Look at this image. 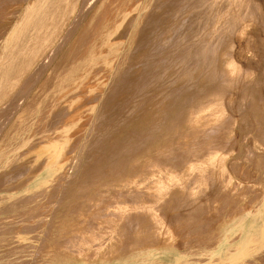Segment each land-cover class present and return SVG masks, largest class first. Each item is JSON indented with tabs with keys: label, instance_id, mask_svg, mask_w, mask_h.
Wrapping results in <instances>:
<instances>
[{
	"label": "rangeland",
	"instance_id": "1",
	"mask_svg": "<svg viewBox=\"0 0 264 264\" xmlns=\"http://www.w3.org/2000/svg\"><path fill=\"white\" fill-rule=\"evenodd\" d=\"M31 1L15 0V8L22 5L11 21L0 16V264H264V224L252 221L264 199V0H184L185 14L210 12L206 43L213 46L232 16L237 28L217 54L218 78L205 95L173 97L162 108L167 120L143 127L131 125L133 100L143 93L147 102L158 99L148 77L130 110L105 112L156 0H74L54 42L38 58L20 57L17 46L9 49ZM129 3L125 16L110 12ZM133 13L116 39L121 18ZM143 28L152 31L155 23ZM153 36L144 42L148 58L143 50L132 62L156 76L172 55L188 63L202 40L157 43ZM204 57L213 62L215 54ZM221 81L227 95L207 100ZM60 105L70 117L57 116ZM48 168L54 171L46 177ZM250 226L252 236L242 242Z\"/></svg>",
	"mask_w": 264,
	"mask_h": 264
},
{
	"label": "bare ground",
	"instance_id": "2",
	"mask_svg": "<svg viewBox=\"0 0 264 264\" xmlns=\"http://www.w3.org/2000/svg\"><path fill=\"white\" fill-rule=\"evenodd\" d=\"M162 1H166V4L163 6H162ZM183 1L184 0H156L155 5L149 10V12L141 20L142 22L144 19H147L143 23L140 22V26L137 32V38L134 42L133 53L127 61L124 60L122 68L119 70L120 75L118 77L117 86H115L116 90L119 91V94L114 95L110 99V101L107 102L108 110L105 112L106 117H110L116 114H122V111L130 110L132 108V102L130 98L134 99L132 94L138 93L139 85L142 84L143 82L142 79L145 77L150 78V80L152 81V85L150 88L155 91L158 99L147 102V98L143 93L137 100H133L135 101L134 103L138 108V111L134 114L136 117V122L135 124H131V125L138 127H143L145 124H148L151 121L164 123L167 120L166 116L168 115V113L163 112L162 108L168 105L173 97L179 99L184 92L194 96L195 99H197V95H205L204 93L207 91L208 87L216 82L218 78L216 77L217 73L216 72L213 73L214 71H212V68L213 66L216 67L218 65V61L220 60V59L217 60V54L219 50L224 44L226 45L228 44V42L230 41L229 37L234 33L233 32L235 30L234 28H237L235 27L236 26L235 17L232 16V18H230L231 16H229L228 18H230L231 21L229 20L228 23L225 21L226 23L223 22L224 23L223 26L220 25V28L221 27L223 28L218 32L217 35H215L216 37L213 38L214 40L212 41L213 42V46H212L210 45L211 40L209 41L210 42L209 44L205 42V38L207 36H210L211 34L209 32L211 29L207 30L208 25L213 20V18L209 14L210 12L209 13L207 12L208 15L206 17H204V15L201 14L203 17H200L201 16L200 15L197 18H196L197 15H195L194 12L188 13V11H190L189 9L187 11V14H185L186 10L183 4L185 3V5L186 4L188 5L190 2L188 3ZM134 3H138V0L134 1ZM74 4H75L74 0H32L30 4L26 7L20 20L18 21L17 31L15 34L16 41L15 44L11 46L9 50L17 46L16 49L20 52V57H24L26 55H29L30 53L32 54L34 53L33 55L39 57L40 54L54 42V39L58 35L57 33L61 30L62 25H64L70 18V15L74 9ZM132 4L133 3L125 4L123 7L121 6L112 7L110 12H113L114 16L115 15L125 16L126 11L128 10V8L131 9L130 6ZM180 4L181 7L179 6ZM218 4L220 3H217V5ZM221 4L219 6L220 8H221ZM15 5H16L15 0H0V16L3 18V21H8V20L11 21L13 18L16 17L18 10L22 4H17L18 8H15ZM218 8L213 7L214 11L218 10ZM204 10L205 9H203V11ZM133 17H134V13L129 14L127 18H121L120 29L116 34V39H121L124 37ZM219 17H222L221 14L219 15ZM224 17L227 16L225 15ZM224 20L225 18L223 19V21ZM147 22H154L155 29L149 31L146 28H143V24ZM163 22H167V25L165 26V28L161 29ZM216 22L219 21L216 20ZM198 25H200V30L196 32L195 26ZM212 25H214L213 22ZM212 25H209V27H211ZM31 31L33 32L31 33ZM213 32L215 34L216 31ZM95 33L103 35L99 30V27H96ZM151 34L154 35L152 39H154V42L157 43H165L171 40H173L174 43H182L183 41L188 40L189 36L193 37L194 35L197 37H201L202 40L199 44L193 45V48L191 49L192 51H194V54L192 53H191L192 55L190 54L191 55L190 58L192 59L193 63H189L191 59H189L188 63L187 61H184L183 59L184 55L182 54H178L176 56L172 55L169 59H165L170 63L168 65L161 66L162 68L159 71V75L156 76L157 73L155 74H153L152 72L147 73L146 70H143V65L141 64V61L137 63L132 62L133 60L140 59L139 57L142 56L144 53L143 50L144 51L147 50V53H145V58L146 59L148 58L149 49L147 47L149 43H144V42L148 40ZM29 35L31 36L29 37ZM162 35H164L165 38L160 41H157L156 36H162ZM189 43H187L186 45H188ZM18 46L19 47L24 46V48L20 47L21 48L20 49ZM161 47L162 46H160L157 50L159 51ZM187 49L188 48H186L185 51ZM36 50L39 51L35 54ZM18 51L16 52L17 54L14 56H18ZM187 51L188 53H190L189 50ZM9 52L11 51H8V53ZM206 53L215 54L213 62L208 61L210 59L209 57H204ZM171 54H172L171 51H168L166 53V56L168 57ZM9 55L12 56L11 53H9L8 56ZM3 59H5V56ZM135 64H138L139 68L133 71L132 68L135 66ZM190 65L192 66L189 67ZM189 68L193 70L191 73L192 75L189 74L190 72H187V69ZM99 69H101V67L97 68V70ZM175 75L186 77V79H189V82L187 80H180L175 82L172 79L173 76ZM184 81H187L186 83H189V85L184 83ZM204 87L206 88L202 89ZM225 87H227L226 82L221 81L218 85L216 84L214 90H212L207 95L208 96L207 100L210 99L215 100L226 96L227 94L225 93L226 90ZM90 93L91 92L89 91L84 93L86 95V100H88V95ZM78 94H81V92H78ZM200 100H204V98L202 97L200 98ZM253 102H254L253 104L256 103L254 100ZM126 105L127 107H125ZM174 109L175 108H173V110ZM58 112H60L57 115L58 117L62 116L63 113L68 117H70V115L72 114V111L64 110L62 105H60ZM174 120L175 119H171L170 122L173 124ZM186 121L183 127L181 128V132L183 133L188 132ZM130 131L131 129L128 131V134L130 133ZM165 131L166 132L173 131V128L168 126L166 127ZM135 133L139 137L144 135V131L141 128L136 129ZM123 141L128 143L130 142V139L126 137ZM157 147L158 146H156V148ZM125 154L129 155L130 152L125 151ZM53 171H54L53 168H48L46 170V175H47L46 177L51 176ZM44 180L45 177L43 175L37 177L36 181L33 183V186H38ZM255 220H260L264 224V199L260 207L258 208L256 214L254 215L252 221ZM241 226L243 228L246 227L244 222L242 223ZM250 228H251L250 231L246 229L242 231L241 233L242 242L246 238H248L249 235L250 237L252 236L254 227L250 226ZM221 239L223 240L222 236ZM222 242H220V244H222Z\"/></svg>",
	"mask_w": 264,
	"mask_h": 264
}]
</instances>
